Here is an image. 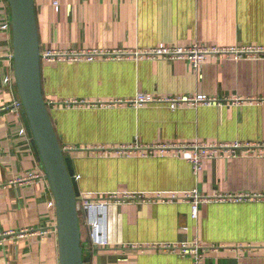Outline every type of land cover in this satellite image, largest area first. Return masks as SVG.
<instances>
[{
	"label": "crops",
	"instance_id": "0c3cea01",
	"mask_svg": "<svg viewBox=\"0 0 264 264\" xmlns=\"http://www.w3.org/2000/svg\"><path fill=\"white\" fill-rule=\"evenodd\" d=\"M57 1L34 0L40 53L61 55L41 60L42 95L79 196L106 202L107 245L83 242L85 264H192L152 245L194 240L212 247L203 264H264V0ZM193 43L241 54L198 66L144 54ZM12 54L0 0V264H60L54 199L15 104ZM138 93L210 101L130 103ZM233 142L235 156L203 158L197 173L159 150ZM135 147L145 153L123 152ZM40 169L44 177L26 178ZM194 192L205 197L196 217L193 198L153 200Z\"/></svg>",
	"mask_w": 264,
	"mask_h": 264
},
{
	"label": "water",
	"instance_id": "95a60500",
	"mask_svg": "<svg viewBox=\"0 0 264 264\" xmlns=\"http://www.w3.org/2000/svg\"><path fill=\"white\" fill-rule=\"evenodd\" d=\"M10 10L14 78L24 126L52 192L60 264H85L88 240L71 158L65 156L42 95L41 60L34 0H7Z\"/></svg>",
	"mask_w": 264,
	"mask_h": 264
},
{
	"label": "built area",
	"instance_id": "2783aa9c",
	"mask_svg": "<svg viewBox=\"0 0 264 264\" xmlns=\"http://www.w3.org/2000/svg\"><path fill=\"white\" fill-rule=\"evenodd\" d=\"M53 4L55 7L58 5L57 0H53ZM241 54V51L231 49V48H223V47H215V46H207L198 43H193L191 45L185 47H165L159 46L155 49H151L147 53H144L150 57L160 56L168 59H187L193 63L194 66H198L200 63L205 61L208 55H217V54ZM42 58H54L61 55L53 52H44L41 54ZM140 55V54H136ZM143 55V54H141ZM92 56V55H91ZM210 99L203 95L189 96V97H181V96H171V97H152L145 93H138L136 97L129 101L135 105H144L147 103H166L170 108L175 109L182 105H197L200 103H207ZM114 103H123L124 101H113ZM110 102V103H113ZM47 103V102H46ZM50 104H56L57 101H49ZM17 106H21L20 99L15 103ZM48 105V103H47ZM26 128H23V131ZM173 146V147H172ZM241 147L240 143L233 142L230 144L224 145H215V144H201V143H191V144H183L179 146L171 145L160 147V153H167L172 155L179 154L181 157L187 159L191 164L194 173H197L201 169L202 159L203 158H215V157H233L236 155L237 149ZM139 150L142 153V150L138 147L123 149L125 153L130 154L133 150ZM145 153V152H144ZM142 153V154H144ZM44 177V173L42 169L39 171L31 170L26 172V178L33 179ZM131 198H140L146 199L148 197L144 195L133 196ZM190 198H193V204L191 209V214L193 217L197 216V202L204 200L205 197H201L196 192L194 193H185L184 195H178L173 193L171 195H161L157 194L153 200L156 201H185ZM81 209L83 211L84 224L88 229V238L91 242L92 246H100L107 245L105 235L103 233V223H102V215L101 209L106 204L104 201H94L87 197L78 198ZM51 205L55 206L54 202H51ZM155 248H163L171 251L178 250L181 255L190 254L192 257V264H203L206 253L212 248L199 244L197 241H191L189 243H173V244H163V245H152Z\"/></svg>",
	"mask_w": 264,
	"mask_h": 264
}]
</instances>
